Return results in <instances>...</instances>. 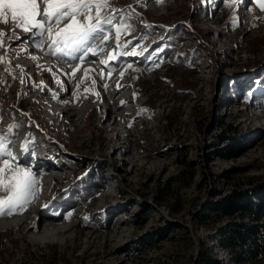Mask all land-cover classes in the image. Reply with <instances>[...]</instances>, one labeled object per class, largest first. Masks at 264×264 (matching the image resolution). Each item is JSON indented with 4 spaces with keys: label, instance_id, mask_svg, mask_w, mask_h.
Segmentation results:
<instances>
[{
    "label": "rangeland",
    "instance_id": "rangeland-1",
    "mask_svg": "<svg viewBox=\"0 0 264 264\" xmlns=\"http://www.w3.org/2000/svg\"><path fill=\"white\" fill-rule=\"evenodd\" d=\"M108 3L102 18L111 24L101 25L105 36L96 33L94 42L102 52L68 64L89 73L79 93L64 97L72 116L61 111L67 105L49 111L57 103L47 89L56 95L66 89L44 84L38 68H21L31 64L23 59L12 71L0 51V139L11 152L0 157L8 161L0 168L8 176L30 170L38 181L35 199L0 220L31 216L29 223L40 225L36 236L47 226L69 230L37 246L19 239L23 228L0 230V264H264V253L253 257L261 246L246 229L264 223L258 200L264 196V10L256 0ZM112 66L114 74H106ZM50 75L71 90L80 72L69 81L59 69ZM89 84L93 94L84 93ZM113 85V97L132 87L140 112L133 102L117 106L132 111L126 134L133 137L115 144L124 151L111 155L103 139L117 132L99 127L115 122L100 108L115 104L108 94ZM99 94L107 98L92 103ZM27 107H34L30 115ZM83 107L86 122L73 117ZM237 143L234 156L225 158ZM233 197L254 204L252 218L222 210Z\"/></svg>",
    "mask_w": 264,
    "mask_h": 264
},
{
    "label": "bare ground",
    "instance_id": "bare-ground-1",
    "mask_svg": "<svg viewBox=\"0 0 264 264\" xmlns=\"http://www.w3.org/2000/svg\"><path fill=\"white\" fill-rule=\"evenodd\" d=\"M102 24H103L104 27H108V25H109L108 23H102ZM0 30H2L3 32L7 33V35L0 36V41H2V44H0V45L6 44V41H7V44L4 45L3 48L1 47L2 49H0V51L1 50H5L7 52L6 58H8L9 61L12 63V66H10L12 71H15V70L19 69V67H20L19 65H21L19 60H21V59H23V61L31 63L30 65H28V63H27V65L24 63L25 65H21V68H22V66H25V67L27 66L26 70H28V71H30L32 68H38L41 71H44L45 72V75L43 77L44 84H47V83H50L51 81H53L56 84L57 89H60V88L61 89H66V91L63 92L61 95L60 94L56 95L55 94L56 92H54V94H53L49 89H47L48 93H50L49 99L51 101H53V103L54 102L57 103V104L54 103L52 105H49V108H50L49 111L50 112L54 111V113H55V110H57L55 106L60 107V106L67 105V107L62 108L61 111L64 112V114H66V115L68 114V115L72 116L71 115L72 114L71 111L74 110V108H72V107L69 108L72 104H69L70 101L65 100L64 97L67 96V92L68 93L69 92L70 93L74 92L75 94L79 93L81 91L79 89V86L81 87L84 84L85 80H87V77L89 76V73H88V71H86V69H83L80 66H78L76 69H72L68 65L67 66L58 65V64L62 63L59 60H61V58H62L67 64H72V65H79L83 61L85 63H87L91 59H95V57L99 54V52H102L100 50L102 48H95V47L99 46L100 43H99V45H97V44L93 45L94 44V39H95L94 38L93 40L90 39L89 42H87V43L85 42V43H82V44H75L73 46H69L67 51L70 54L76 53L78 50H80V55L78 56V58L80 57V60L78 62H73V61H75L77 56L74 59H70L63 51H60V50H56L55 51L53 49L52 45H51V43H52L51 40H49V42L45 41V39L48 40V34L46 32L41 36V39H40V40L43 41V43H41L40 46L37 47L36 44L33 42V39L38 40V38L40 36H37V37H34V38H30L31 37V32H24L19 27L15 28L13 30V26H12L11 21L8 24H4V23L0 22ZM105 33L106 32H104L103 34L100 33V35H104L105 36ZM17 37H19V38L17 39ZM53 39H55V37H53ZM101 42H102V40H101ZM89 43H90V45H89ZM87 44L89 45L88 49L90 51H85V46ZM54 45H58V42L56 44H54ZM86 53H88V54H86ZM42 62H44V63L42 64ZM101 63H102V61H101ZM106 64H107V62H106ZM101 65L105 66V65H103V63ZM60 67H61V69H60ZM93 67H96V64H94ZM113 67L114 66L108 68L109 72L106 73V74H108V75L114 74V68ZM54 68L55 69H59L62 72V75L65 77L64 79H68V81H69V79H71L73 77V75L77 74L78 71L80 72V75L78 77L76 76L75 80L73 79V81H74L73 89H71V90L68 89L67 85L65 83H63L61 80H56V78H54L53 75H50V72ZM89 69H92V67H90ZM125 70L126 69H124V71ZM99 71H100V73L102 75H104V73L101 70H99ZM118 72H121V73H117V74L114 75L115 80L121 74H123V69L118 71ZM108 75H106V76H108ZM23 76H26V74L23 73ZM94 82H96V81H94ZM95 85L98 86V82H96ZM115 87H116V85H113L112 88L108 92V94L111 91L113 92L110 95V96H112V98H110V99L115 100V104L113 106H111L110 104H106L105 106H101L100 105L101 109L105 108L104 111H106L108 109L109 112H112L113 115H114V119H115L114 120L115 122L112 124L113 127L107 129L106 127L103 126V124L99 127V130H100L101 133H105V132L106 133H112L113 131L117 132V137H113V138L112 137H107V138L103 139V142H104V144H102L103 148H106V147H108L110 145L111 147H110L109 153H111V155H113L117 151H124V148L121 145L115 146V144L117 145L119 143V141L122 140V139H125L126 141L124 143H127V140L129 139L128 137L129 136L133 137V135L130 134V132L126 134V131H130V130H127V129L129 127V125H131V123L133 122L131 120L130 121L127 120L128 119V117H127L128 114L129 113L131 114L132 111L131 110H129V111L122 110L120 112H117L116 111L117 106L122 107L123 105H125V104H127L129 102H133L134 105H135L134 106L135 110L140 112V110H139L140 106L137 103V101H135L136 99H135V93L133 91V88L131 87V93L129 91V94H126V95L121 96V97L119 95L116 96V97H113L115 95V93H114ZM84 90H83L84 93H89V94L92 93L91 92V88H90V84ZM43 94L41 93L40 95L35 96L33 103L36 104L39 101V96H43ZM58 95H60V96L58 97ZM73 98H72V100H73ZM99 98L100 99H97V100L96 99L95 100H91V102L92 103H95V102L103 103V101L107 97H105V96L102 97L99 94ZM97 106L92 107L91 110L93 108H96ZM33 108L34 107H29L27 109L26 114L30 115L31 111L33 110ZM85 108H87V107L81 108V113L80 112L79 113L76 112L75 114H73L74 115L73 117H76L77 119H83L85 122L88 121L89 111H86ZM89 110H90V108H89ZM138 116H139V114H137L133 118V120H136ZM55 117H56V115H55ZM35 118L39 119L37 115H35ZM102 121H103V119H102ZM105 122L106 121L104 120L103 121L104 125H105ZM50 123H53V122L50 121ZM127 162L133 163V159L130 160V161H127ZM124 163H125V161H124ZM40 165H41V162H40ZM40 165H38V166H40ZM46 168H50V165L47 164ZM54 176H56V175H54ZM52 180L53 179L50 177V180H48V181L50 182ZM15 216H18V215H15ZM20 217L21 216H19V217H5V218L3 217V218H1V220H0V230L2 231V230H7V229L23 228L24 229L23 230V234H22L21 237H19V239L27 238L26 241L28 243L32 244L33 246H35V245L36 246L37 245H44V244L49 243V242H55V241L57 242L59 240V235H61V234L63 235L66 232L69 231L67 227L62 226V225H60L58 227H56V226L55 227L54 226H47V227H44L42 232H38V234L39 233L40 234L38 236H36L34 234L38 231V228L40 227V225H37V223H35V221H33V222L31 221V223H29L30 220H31V218H30L31 216L30 217H26V214H25L24 217H22V218H20Z\"/></svg>",
    "mask_w": 264,
    "mask_h": 264
},
{
    "label": "snow or ice",
    "instance_id": "snow-or-ice-1",
    "mask_svg": "<svg viewBox=\"0 0 264 264\" xmlns=\"http://www.w3.org/2000/svg\"><path fill=\"white\" fill-rule=\"evenodd\" d=\"M256 2L264 10V3ZM105 8L111 9L108 0H0V22L8 24L11 21L13 30L19 27L24 32H31L30 38L46 32L53 44L63 41L66 45H75L95 38L96 33H104L102 23L111 24L110 17L102 18ZM4 35L7 33L0 30V36ZM33 42L37 47L43 43L35 39ZM4 155L11 157V152L0 139V157ZM0 163L8 165L6 159H0ZM37 183L30 170L18 169L8 176L5 169L0 168V191L7 193L0 197V216L24 210L36 197Z\"/></svg>",
    "mask_w": 264,
    "mask_h": 264
},
{
    "label": "trees",
    "instance_id": "trees-1",
    "mask_svg": "<svg viewBox=\"0 0 264 264\" xmlns=\"http://www.w3.org/2000/svg\"><path fill=\"white\" fill-rule=\"evenodd\" d=\"M236 146H239V143H237V145H234L232 148H230L227 153H225L224 157L227 159H230L234 156L235 153V149ZM85 188L89 187L88 186H84ZM235 199V197L230 198L228 200V202L223 206L222 210L224 212H227L229 215H233L235 212H242L244 214V212H248L250 215L249 217L252 218V213H254V204H249V202L246 199H243L241 202H233L232 200ZM258 200L259 201H264V196L259 195L258 196ZM246 229L248 230L249 234H250V238L252 239V242L254 243V246H261V248L259 250H257L255 253H252L254 258H258L261 256V254L264 253V244H261V241L263 240L264 242V238L261 240L259 239L260 237H258L260 235V230H264V223L260 224L258 226H253V225H249L246 227Z\"/></svg>",
    "mask_w": 264,
    "mask_h": 264
},
{
    "label": "clouds",
    "instance_id": "clouds-1",
    "mask_svg": "<svg viewBox=\"0 0 264 264\" xmlns=\"http://www.w3.org/2000/svg\"><path fill=\"white\" fill-rule=\"evenodd\" d=\"M56 60V59H55ZM57 61V60H56ZM61 65L63 66H67L68 64L67 63H60ZM62 171H65V170H62Z\"/></svg>",
    "mask_w": 264,
    "mask_h": 264
}]
</instances>
